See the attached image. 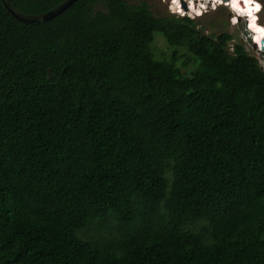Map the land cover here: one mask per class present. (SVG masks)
<instances>
[{
    "label": "trees",
    "instance_id": "1",
    "mask_svg": "<svg viewBox=\"0 0 264 264\" xmlns=\"http://www.w3.org/2000/svg\"><path fill=\"white\" fill-rule=\"evenodd\" d=\"M231 39L145 0H0V264H264V69Z\"/></svg>",
    "mask_w": 264,
    "mask_h": 264
},
{
    "label": "rangeland",
    "instance_id": "2",
    "mask_svg": "<svg viewBox=\"0 0 264 264\" xmlns=\"http://www.w3.org/2000/svg\"><path fill=\"white\" fill-rule=\"evenodd\" d=\"M131 2H138L141 0H128ZM150 5L153 13L158 16L163 15H182L186 14L191 17H195L199 26L204 27L205 33L219 34L221 32H228L232 35V39L229 41L232 45L233 42L241 43L245 46L247 52L257 58L258 62L264 69V48L259 47L258 43H255L251 37V31L247 27L248 22L245 17H235L234 11L230 9L229 5L218 4L216 1L209 4L204 3L206 12H202L201 15H196L199 11L201 0H145ZM221 0H217L220 2ZM262 5V9L258 12V22L264 27V0H258ZM194 5V6H192ZM197 5V6H196ZM173 6V7H172ZM195 7V8H194ZM246 15V14H245ZM155 40V45L158 49L170 52V47L166 45L165 40L161 34ZM252 36V35H251ZM231 48V46H230ZM191 63L184 68V70L191 69Z\"/></svg>",
    "mask_w": 264,
    "mask_h": 264
},
{
    "label": "water",
    "instance_id": "3",
    "mask_svg": "<svg viewBox=\"0 0 264 264\" xmlns=\"http://www.w3.org/2000/svg\"><path fill=\"white\" fill-rule=\"evenodd\" d=\"M6 9L10 12L18 20L23 22H38L41 20H48L53 18L54 16L58 15L65 9H67L70 5H72L76 0H63L53 8L38 14H26L19 10H17L11 0H2ZM261 42L263 43L264 40L262 39Z\"/></svg>",
    "mask_w": 264,
    "mask_h": 264
},
{
    "label": "bare ground",
    "instance_id": "4",
    "mask_svg": "<svg viewBox=\"0 0 264 264\" xmlns=\"http://www.w3.org/2000/svg\"><path fill=\"white\" fill-rule=\"evenodd\" d=\"M235 7L242 13L249 15L250 26L255 30L256 35L254 42L259 44V47L264 48V42H261V38L264 37V27L255 18L258 17V12L262 9V5L258 0H231ZM261 5V9L256 12L257 7ZM173 7V6H172ZM195 8V7H194ZM235 12V11H234ZM264 39V38H263Z\"/></svg>",
    "mask_w": 264,
    "mask_h": 264
},
{
    "label": "clouds",
    "instance_id": "5",
    "mask_svg": "<svg viewBox=\"0 0 264 264\" xmlns=\"http://www.w3.org/2000/svg\"><path fill=\"white\" fill-rule=\"evenodd\" d=\"M214 1H216V3H218V4H225V5H229L230 7V9H232L233 11H235L234 12V16L235 17H245V19H247L248 20V22L250 23V20H249V15H245V14H242L238 9H237V7H235V5H234V3L231 1V0H221L220 2H217V0H201L200 1V8H199V11L198 12H196V15H201L202 14V12H206V8L204 7V3H206L207 2V4H209L210 2H214ZM192 6H194V5H192ZM197 6V5H196ZM261 9V5H259L258 7H257V10H256V12H258L259 10ZM255 21H258V17H256L255 18ZM263 26V25H262ZM247 27L250 29V31H251V34H250V37H251V39L253 40V41H255L254 40V38H255V35H256V32H255V30L250 26V24L248 25L247 24ZM252 35V36H251ZM264 38V37H263ZM263 38H261V39H263ZM264 40V39H263Z\"/></svg>",
    "mask_w": 264,
    "mask_h": 264
}]
</instances>
